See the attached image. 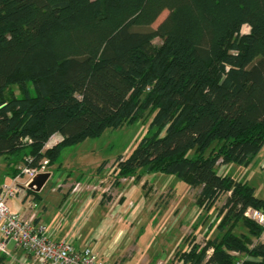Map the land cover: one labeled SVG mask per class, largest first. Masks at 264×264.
<instances>
[{"label": "trees", "instance_id": "trees-1", "mask_svg": "<svg viewBox=\"0 0 264 264\" xmlns=\"http://www.w3.org/2000/svg\"><path fill=\"white\" fill-rule=\"evenodd\" d=\"M147 111L150 131L119 157L117 178L174 174L201 187L204 209L227 196L216 237L189 243L183 264H264L253 240L264 227L246 216L264 200L217 172L250 164L264 145V0H0V155L10 164L52 165L64 146ZM56 133L64 139L44 152Z\"/></svg>", "mask_w": 264, "mask_h": 264}, {"label": "crops", "instance_id": "crops-1", "mask_svg": "<svg viewBox=\"0 0 264 264\" xmlns=\"http://www.w3.org/2000/svg\"><path fill=\"white\" fill-rule=\"evenodd\" d=\"M6 158L9 160L8 156ZM12 161L14 160H9L7 164V174H11L14 178L13 168H19L21 162L16 166L14 163L10 164ZM218 167L222 168L223 175H230L236 180L248 182L255 188L256 196L264 200V145L248 165L229 163ZM59 180L58 191L49 190L51 194H57L55 197L56 211H52V206H49L40 196V191L48 187L49 181L40 191L29 190L25 200L22 201L23 198L21 199L20 196L22 212L12 210L10 199L11 210L25 217L35 214V225L43 226L44 232L54 240L69 239L78 249L90 245L98 260L103 264H183L180 255L176 260L174 259L182 250L181 243L184 238L183 229L185 226L181 220V208L183 213L185 202L181 201L176 208L180 216L163 217L164 211L158 216L140 214L131 216L130 211L124 213L123 211L117 212L114 208L110 210V203L103 199L104 196L102 200L101 196H97L100 199H97L98 202L88 200L91 196L90 188L74 192V184L76 182L86 184V177L80 176L73 179L71 172H60ZM24 181L21 178L19 185H22ZM4 182H6L5 176L0 181V188L5 184ZM86 185L91 186L90 184ZM12 207L14 208V206ZM198 208V213H201L202 217L206 211L205 218L201 220L204 224H206L207 216L211 210H214L218 215L216 205L211 209H205L204 212L200 206ZM193 212L195 214L197 210ZM186 222L188 221L184 223L186 224ZM253 238L254 242L264 243V230L259 236ZM209 239H213V237L211 236L207 240ZM188 247L189 245L182 251L187 250ZM161 251L163 255H160ZM8 252L9 255L3 253L0 256V264H8V261L16 264H34V260L35 263L37 261V264H40L34 256L16 249L15 246Z\"/></svg>", "mask_w": 264, "mask_h": 264}, {"label": "rangeland", "instance_id": "rangeland-1", "mask_svg": "<svg viewBox=\"0 0 264 264\" xmlns=\"http://www.w3.org/2000/svg\"><path fill=\"white\" fill-rule=\"evenodd\" d=\"M167 15L168 11H164L152 27H158ZM244 29L245 26L242 28V33H249ZM154 43L160 44L161 40L156 38ZM13 89L17 95L20 94L18 87L15 86ZM152 117L153 112L147 111L141 119L127 122L117 129H107L98 137H91L77 144L64 146L54 164L49 165V171L52 175L48 180V187L40 191V196L43 201L49 204V206H52V211H56L55 197L57 194L50 193L51 187H58L60 172H71L73 174V179L84 176L86 177V184L92 186H90L89 194L91 193V196L88 200L92 202L96 200L95 202H98L97 196H101V200L104 196L103 199H106L110 203V210L114 208L117 212L123 211L124 213L130 211L129 214L131 216L139 214L144 216H158L162 214L163 211V217L179 215L176 208L182 201L185 202L183 213L181 208V220L185 226H183V232L185 233H183L184 238L181 243V248L182 250L186 248L194 239L202 246L209 237H216L218 225L222 216L217 217L215 211L211 210L207 216L206 224L201 222L202 218L206 216L204 208H202V212L205 211L203 217L201 213H198L199 208L196 203L201 192V187H190L174 174H165L161 172L147 173L140 171L138 173L140 177L137 180L131 179V176H128L130 178L126 180H120L117 178L116 171H114V168L118 165L119 157H122V159L128 157L140 140L148 135ZM48 149L50 148L45 145L43 151L45 152ZM192 154L193 152H191V155ZM27 157L28 156L25 157V160H22L20 166L25 165ZM104 161L107 163L101 169V165ZM8 162L9 160L5 155H0V181L1 179L3 180L5 176V184H10L13 180L11 174H7ZM17 165H19V163ZM19 170L18 168L17 171ZM217 172L222 174V168L217 167ZM22 179L25 180L26 177L23 176ZM117 182L119 183L117 184ZM225 201L226 196L219 199L215 204L217 206L216 211L219 212ZM131 203L133 204L131 205ZM10 204L14 206V208L11 206L12 210L17 212L23 211L19 195L11 198ZM194 210H197V213L194 214ZM185 221L188 222L185 224ZM194 223H196V225H194ZM236 230L239 232L241 231L240 227H237ZM13 247L14 243H9L8 249H13ZM181 251L178 252L174 260L177 259ZM2 254L3 253H0V256ZM160 255H163V252ZM34 261L33 263L37 264V261L36 263ZM7 263L16 264L15 262L9 261Z\"/></svg>", "mask_w": 264, "mask_h": 264}, {"label": "built area", "instance_id": "built-area-1", "mask_svg": "<svg viewBox=\"0 0 264 264\" xmlns=\"http://www.w3.org/2000/svg\"><path fill=\"white\" fill-rule=\"evenodd\" d=\"M63 139L61 134L56 133L50 137L48 143H52L54 146ZM33 160V157H27V163L19 167V173L14 176L12 183L4 184L0 188V252L8 254V245L13 242L16 249L34 256L40 264H103L98 260L90 245L78 249L69 239L54 240L44 232L43 226L35 225V214L31 217H25L11 210L9 205L11 198L19 195L21 199L23 198L22 201L25 200L28 191L32 189L30 183L33 179L41 173L50 172L49 159L44 158L37 165H31ZM23 176L26 179L22 185H19V180ZM128 178L130 177H124L120 180ZM131 179H135V177L131 176ZM59 187L60 185L51 189L57 191ZM85 188L88 189L90 186L76 182L73 191L81 192ZM246 213V216L264 227L263 210L249 207ZM211 252L212 249L209 250V253ZM233 254L238 255L239 253L233 252Z\"/></svg>", "mask_w": 264, "mask_h": 264}, {"label": "water", "instance_id": "water-1", "mask_svg": "<svg viewBox=\"0 0 264 264\" xmlns=\"http://www.w3.org/2000/svg\"><path fill=\"white\" fill-rule=\"evenodd\" d=\"M50 176H51L50 172L41 173V174L37 175L33 179V181L30 183V188L35 189L37 191H40L43 188V186L45 185V183L48 181Z\"/></svg>", "mask_w": 264, "mask_h": 264}, {"label": "clouds", "instance_id": "clouds-1", "mask_svg": "<svg viewBox=\"0 0 264 264\" xmlns=\"http://www.w3.org/2000/svg\"><path fill=\"white\" fill-rule=\"evenodd\" d=\"M246 32H250V28L247 26V25H245V29H244ZM74 96H76V98L78 99V100H83V97L82 96H79V95H77V94H74ZM53 146V144L52 143H47L46 144V147H48V148H51ZM246 215H247V213H246Z\"/></svg>", "mask_w": 264, "mask_h": 264}]
</instances>
